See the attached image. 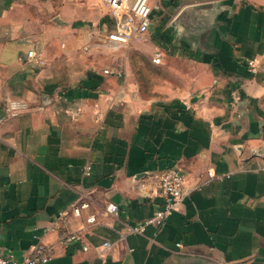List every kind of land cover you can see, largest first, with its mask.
Masks as SVG:
<instances>
[{
  "label": "crops",
  "instance_id": "1",
  "mask_svg": "<svg viewBox=\"0 0 264 264\" xmlns=\"http://www.w3.org/2000/svg\"><path fill=\"white\" fill-rule=\"evenodd\" d=\"M147 3L140 40L104 45L111 20L96 0H0V110L29 104L0 113V255L41 242L53 251L42 264H264V0ZM171 60L190 65L160 64ZM175 72L167 87L149 80ZM170 167L179 205L130 232L160 206ZM82 198L66 229L87 250L62 248L45 227ZM107 203L116 214H101Z\"/></svg>",
  "mask_w": 264,
  "mask_h": 264
},
{
  "label": "built area",
  "instance_id": "2",
  "mask_svg": "<svg viewBox=\"0 0 264 264\" xmlns=\"http://www.w3.org/2000/svg\"><path fill=\"white\" fill-rule=\"evenodd\" d=\"M103 6L111 20V29L105 34L104 45L114 43L118 45L127 44L131 41H138L142 38L149 24L150 8L147 0H96ZM26 59L42 65L37 54L28 49L25 53ZM160 57L159 51H154L151 57L152 63H158ZM248 70L253 71L254 64L252 60L245 62ZM104 73L109 70L104 69ZM115 75L119 76V73ZM41 109V106H37ZM29 104L21 99L8 98L3 101L2 110L5 116L13 117L18 113L28 110ZM83 173L88 174V168L85 166ZM208 176H211L207 172ZM158 194L161 198L160 206L154 210L151 215L141 220L136 225L129 228L130 232L139 233L146 225L160 226L167 217L179 205L181 199L186 193L183 175L175 168L170 167L160 173L158 177ZM89 203L85 199H79L76 203L71 204L68 208L59 211L53 222L45 227V231H55L56 241L62 247L66 248L71 244H77L81 251L87 250L82 235L76 231L67 230V216L78 217L82 210L87 209ZM117 212V206L113 203L105 204L101 214L114 215ZM96 220L94 214L88 213L84 217L86 224H92ZM107 241L101 242V247L107 249ZM53 254L50 244L41 242L34 243L30 252L20 260H15L11 256L0 255V264H42L47 262Z\"/></svg>",
  "mask_w": 264,
  "mask_h": 264
},
{
  "label": "rangeland",
  "instance_id": "3",
  "mask_svg": "<svg viewBox=\"0 0 264 264\" xmlns=\"http://www.w3.org/2000/svg\"><path fill=\"white\" fill-rule=\"evenodd\" d=\"M160 64L161 65L165 64L167 67H169V66L170 67H172V66L173 67H178L179 69H184L185 71L188 69V67L190 65L188 62L173 61V60H171L169 62H165V63H160ZM171 75L177 76V77H182L184 74H179L178 72L168 73L167 75L154 73V74H150L149 80H151V82H155V83H157V82L159 83V81H162L163 84H164V85L162 84L163 87H167L168 85H167V83H164V80H167V78L170 77ZM170 80L173 81V78H170ZM156 85L158 86L159 84H156ZM181 86H182V87H180L181 90H183V88L186 89L185 88V84L182 85V83H181ZM263 154H264V150L262 152V159L264 160Z\"/></svg>",
  "mask_w": 264,
  "mask_h": 264
},
{
  "label": "water",
  "instance_id": "4",
  "mask_svg": "<svg viewBox=\"0 0 264 264\" xmlns=\"http://www.w3.org/2000/svg\"><path fill=\"white\" fill-rule=\"evenodd\" d=\"M0 113H1L2 115H4L3 110H0ZM263 156H264V154H263ZM261 157H262V153H261Z\"/></svg>",
  "mask_w": 264,
  "mask_h": 264
}]
</instances>
